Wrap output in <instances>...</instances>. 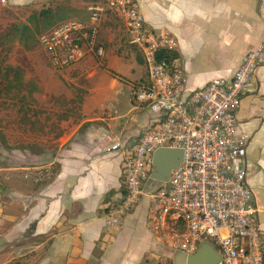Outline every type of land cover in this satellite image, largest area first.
I'll list each match as a JSON object with an SVG mask.
<instances>
[{
  "label": "crops",
  "instance_id": "1",
  "mask_svg": "<svg viewBox=\"0 0 264 264\" xmlns=\"http://www.w3.org/2000/svg\"><path fill=\"white\" fill-rule=\"evenodd\" d=\"M26 1L11 0L14 4ZM133 2L150 29L168 32L176 39L172 54L182 65L186 94L204 88L212 79H230L264 37V0ZM113 39L99 38L105 50L102 69L110 83H101V71L97 63L94 66L97 61L88 56L76 67L93 80L80 117L60 120L55 130H39L36 146L20 151V161L8 167L21 174L11 177L9 184L8 194L12 202L19 203L14 207L19 212L5 216L7 246L0 254L4 264L15 260L19 264H175L178 252L160 243L150 228L148 197L140 200L119 227L107 224L110 207L124 195L126 150L155 120L133 98L132 82L137 78L127 81L129 97L121 96L125 81L113 72L127 78L121 70L126 65L115 59L121 47L110 46ZM137 52L145 75L136 83L140 84L147 81V73L141 52ZM129 55L132 64H138ZM236 118L250 142L246 157L235 166L245 170L255 195L264 244V64L246 86ZM117 143L120 147L112 149Z\"/></svg>",
  "mask_w": 264,
  "mask_h": 264
},
{
  "label": "built area",
  "instance_id": "2",
  "mask_svg": "<svg viewBox=\"0 0 264 264\" xmlns=\"http://www.w3.org/2000/svg\"><path fill=\"white\" fill-rule=\"evenodd\" d=\"M86 10L87 21L65 20L37 37L49 68L58 73L90 55L103 59L100 20L111 11L123 23L129 43L140 50L146 68L147 81L134 87V100L155 117L126 150L124 195L110 207L108 226L119 227L148 197L149 225L163 245L191 256L206 242L219 255L217 264H264L260 210L245 170L235 166L246 157L250 142L236 114L246 86L264 64V37L230 79H212L186 94L182 65L172 54L176 39L150 29L133 0H105ZM119 147L117 143L112 149ZM158 149L182 150L183 157L167 183L151 186Z\"/></svg>",
  "mask_w": 264,
  "mask_h": 264
},
{
  "label": "rangeland",
  "instance_id": "3",
  "mask_svg": "<svg viewBox=\"0 0 264 264\" xmlns=\"http://www.w3.org/2000/svg\"><path fill=\"white\" fill-rule=\"evenodd\" d=\"M90 3H92L91 0H27L21 4H14L11 0H6L5 3L0 0V28H7L12 23H25L30 15L39 14L47 9L52 10V18L58 16L61 10L68 15L67 20L85 18L89 16L86 8ZM44 30L42 28L41 32ZM110 36H114L115 41L119 39L121 41H113L110 46L121 47L117 48L115 59L126 65L121 70H124L122 72L128 79L121 74L115 72L113 74L125 81H120L124 85L121 96L129 97L131 87L127 81H134L137 78L132 82L133 85L142 81L145 76L144 68L138 61L137 48L129 43L123 23L111 11H108L100 20L99 38L103 41ZM107 45L105 43V49L108 48ZM124 51H127L128 55L125 54V57H122ZM130 53L138 64H132L134 60L130 59ZM94 58L97 61L94 66L98 64V71H101L103 76L101 83L108 85L110 77L104 74L102 69L104 68L103 59L95 56ZM1 59L6 65L21 71L24 85L20 93L14 92L0 96V234L2 235L0 236V254H3L7 246L3 236L4 229L9 225L5 221V216L14 210L19 212V209L14 208L19 207V203L11 201L8 191L11 177L19 176L21 172H11L8 169L10 163L20 161V151L36 146L39 130H55L58 129L60 120L78 119L81 105L89 94L93 80L88 78V73H82L76 68L84 64L88 58L65 71L53 72L37 41L31 50H26L21 43L15 41L8 52H2ZM130 67L134 68L133 71H129ZM5 261L4 258L0 259V264H4ZM15 261L6 264H19V260Z\"/></svg>",
  "mask_w": 264,
  "mask_h": 264
},
{
  "label": "trees",
  "instance_id": "4",
  "mask_svg": "<svg viewBox=\"0 0 264 264\" xmlns=\"http://www.w3.org/2000/svg\"><path fill=\"white\" fill-rule=\"evenodd\" d=\"M91 2L90 4L105 3L104 0H91ZM58 13V16L52 18L51 9L43 10L39 14L30 15L25 23H12L7 28H0V96L14 92L20 93L24 86L21 71L16 67L5 64L1 59L2 52H8L11 44L15 41L21 43L26 50L34 48L37 37L40 34L51 30L59 23L69 19L67 18L68 15L63 13L62 10ZM88 18L89 16L87 15L85 18L71 19L87 21ZM42 28L45 30L41 32ZM136 85H133L132 89L133 98L134 87Z\"/></svg>",
  "mask_w": 264,
  "mask_h": 264
},
{
  "label": "water",
  "instance_id": "5",
  "mask_svg": "<svg viewBox=\"0 0 264 264\" xmlns=\"http://www.w3.org/2000/svg\"><path fill=\"white\" fill-rule=\"evenodd\" d=\"M183 157V151L178 149H158L153 154V167L155 171L151 174L148 185L161 186L168 182L171 170L178 167ZM218 253L213 247L204 242L201 243L194 255L185 256L178 252L175 264H217Z\"/></svg>",
  "mask_w": 264,
  "mask_h": 264
}]
</instances>
